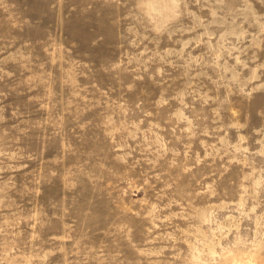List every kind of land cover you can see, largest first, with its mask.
Returning <instances> with one entry per match:
<instances>
[{
    "label": "rangeland",
    "instance_id": "obj_1",
    "mask_svg": "<svg viewBox=\"0 0 264 264\" xmlns=\"http://www.w3.org/2000/svg\"><path fill=\"white\" fill-rule=\"evenodd\" d=\"M0 264H264V0H0Z\"/></svg>",
    "mask_w": 264,
    "mask_h": 264
}]
</instances>
